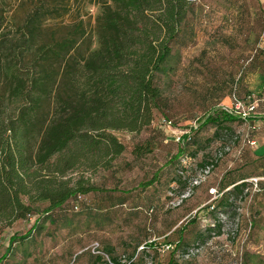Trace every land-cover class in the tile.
I'll use <instances>...</instances> for the list:
<instances>
[{"label":"rangeland","instance_id":"rangeland-1","mask_svg":"<svg viewBox=\"0 0 264 264\" xmlns=\"http://www.w3.org/2000/svg\"><path fill=\"white\" fill-rule=\"evenodd\" d=\"M66 1L67 13L45 23L81 20L86 40L79 49L86 48L89 38L92 47L102 0ZM27 5L28 0H6L5 8L19 16ZM171 49L169 68L154 76L160 100L152 122L138 133L115 131L123 152L109 169L84 173L99 190L85 194L76 212L41 218L39 231L14 243V254L2 264H104L107 257L117 264H165L178 238L182 242L173 257L179 264H264V156L254 152L264 148V0H194ZM249 93L256 104L249 114L254 118L227 122L230 133L213 135L214 128L206 125L194 134L186 152L192 157L186 178L197 181L184 192L175 161L166 162L177 148L169 139L210 107L229 109L232 96L242 102ZM160 117L173 124L158 125ZM137 145L148 150L134 155ZM206 158L215 165L202 176L197 163ZM152 176L153 183L140 188ZM251 177L260 181L258 191L243 190L220 214L206 208L210 187ZM34 216L3 229L0 254L8 237L22 235ZM212 223L219 226L217 233L212 232L217 227L207 228ZM94 244L107 256L97 259Z\"/></svg>","mask_w":264,"mask_h":264},{"label":"trees","instance_id":"trees-1","mask_svg":"<svg viewBox=\"0 0 264 264\" xmlns=\"http://www.w3.org/2000/svg\"><path fill=\"white\" fill-rule=\"evenodd\" d=\"M193 1L102 0L94 18L93 46L89 38L81 51L86 40L81 20L45 23L67 13L66 0H28L19 16L5 8L6 0H0V238L16 220L36 215L22 235L8 237L0 264L14 254V243L22 244L39 231L41 218L76 212L85 194L99 190L84 173L109 169L123 152L115 131L138 133L152 122L160 100L154 76L169 68L172 43ZM260 79L264 93V59ZM253 96L247 94L242 102H254ZM254 117L213 106L193 125L183 127L187 133L180 142L169 139L177 148L166 162L175 161L176 178L186 186L184 192L196 180L186 178L192 158L186 152L194 134L206 125L214 128L213 135L230 133L227 122ZM163 119L173 124L163 117L157 124L162 126ZM259 147L254 152L263 157L264 148ZM147 150L137 145L132 154ZM197 164L199 174L206 167L210 171L215 160L206 158ZM71 172L76 176H70ZM153 181L152 176L139 186ZM255 184L236 179L215 185L220 194L205 206L220 214L221 207L243 190L258 191L260 181ZM214 227L217 223L207 228ZM218 227L212 232L217 233ZM181 242L178 238L171 243L165 264H179L173 253ZM93 254L97 259L107 256L98 249ZM107 258L104 264H117L114 257Z\"/></svg>","mask_w":264,"mask_h":264},{"label":"built area","instance_id":"built-area-1","mask_svg":"<svg viewBox=\"0 0 264 264\" xmlns=\"http://www.w3.org/2000/svg\"><path fill=\"white\" fill-rule=\"evenodd\" d=\"M231 99H232L231 107H229V109L223 107L224 109L228 110L229 112H231V113H233L235 115H239L241 117H246L250 113L253 112L254 106H255V103L253 101H248V102L245 103V105H243L242 102L240 100H238L237 98H235L234 96H232ZM193 124L194 123H191V125H193ZM162 125L169 126V125H171V123H170L169 120H164L163 119L162 120ZM183 133H187V130L183 129V131H181L180 136L176 135V136L173 137V139L176 142H180V139H181L180 137H181V135ZM208 171H209V169L206 167L204 170H202L199 173H200V175L204 176L205 174L208 173ZM248 180L251 181L252 182V186L255 187V185H256L255 183H256L257 179L256 178H250ZM196 181L197 180H195L193 182H196ZM207 192H208L209 196H211L212 199L216 198L220 194V192H218L215 187H210ZM79 198H80V195H76V200H78ZM74 208H75V206H74ZM91 250H92V252H96L97 251V245L96 244L92 245L91 246Z\"/></svg>","mask_w":264,"mask_h":264},{"label":"crops","instance_id":"crops-1","mask_svg":"<svg viewBox=\"0 0 264 264\" xmlns=\"http://www.w3.org/2000/svg\"><path fill=\"white\" fill-rule=\"evenodd\" d=\"M258 150V149H257Z\"/></svg>","mask_w":264,"mask_h":264}]
</instances>
